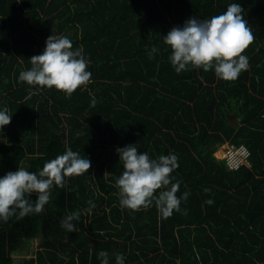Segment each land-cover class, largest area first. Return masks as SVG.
<instances>
[{"label":"trees","instance_id":"16d2710c","mask_svg":"<svg viewBox=\"0 0 264 264\" xmlns=\"http://www.w3.org/2000/svg\"><path fill=\"white\" fill-rule=\"evenodd\" d=\"M233 2L254 36L242 53L247 70L234 80L191 66L177 73L164 35ZM54 33L91 59L89 82L71 94L18 79ZM0 86V108L12 115L0 129V175L36 171L67 147L92 162L53 186L41 213L0 221V264H100L102 250L111 264L117 253L126 264H264V0H0ZM227 141L248 147L250 165L215 155ZM129 143L153 158L178 156L177 196L190 191L181 211L120 206L116 148ZM90 200L77 231L60 226Z\"/></svg>","mask_w":264,"mask_h":264},{"label":"clouds","instance_id":"9594fccd","mask_svg":"<svg viewBox=\"0 0 264 264\" xmlns=\"http://www.w3.org/2000/svg\"><path fill=\"white\" fill-rule=\"evenodd\" d=\"M243 9L241 3L233 2L219 15L211 18L192 16L183 25L172 27L164 35V42L170 46L169 60L174 70L181 73L189 66L204 71L214 69L216 76L224 80H234L247 70L249 59L242 53L254 36L243 16ZM157 51L153 46L149 55ZM30 63V68L20 72V82L39 88L55 87L68 94L86 85L92 75L88 70L91 59L83 47L73 48L68 36L57 33L47 37L43 52L33 55ZM11 120L8 109L0 108V129ZM139 149L137 143L116 148L124 169L115 182L119 189L120 206L139 210L155 203L164 217L181 211V199L187 200L190 191H185L182 197L177 196L180 183H173L171 173L179 167L178 156L170 152L153 158L147 151ZM91 167L88 156L67 147L62 154L45 161L43 167L36 171L18 166L0 175V221L6 222L11 217L19 220L41 213L50 201L53 186L64 188L66 177L82 175ZM157 190L160 191L157 193ZM205 192H210V189L205 188ZM213 202L211 199L206 201L208 204ZM95 207L93 201H88L85 209L67 213L60 220V226L68 232L77 231L82 214L90 215ZM98 258L100 264H111L106 250L100 251ZM115 264H126L123 253L115 254Z\"/></svg>","mask_w":264,"mask_h":264},{"label":"built area","instance_id":"2783aa9c","mask_svg":"<svg viewBox=\"0 0 264 264\" xmlns=\"http://www.w3.org/2000/svg\"><path fill=\"white\" fill-rule=\"evenodd\" d=\"M225 153L226 156L221 157L223 159H226L227 164L231 168H238L242 164L250 165V150L248 147L244 144H235L233 142L227 141L225 144Z\"/></svg>","mask_w":264,"mask_h":264},{"label":"rangeland","instance_id":"374dc122","mask_svg":"<svg viewBox=\"0 0 264 264\" xmlns=\"http://www.w3.org/2000/svg\"><path fill=\"white\" fill-rule=\"evenodd\" d=\"M225 151H226L225 146H219V147L217 148V151L215 152V155H216L217 157H219V158L224 157V156H226ZM39 242H40V239H39V238L35 240V244H37V245H36V247L33 249V252H32V253H35V252H36V250H37V248H38L37 246H38ZM23 258H24V256H23L22 254H19V255H16V256H15V260H16V261H20V260H22Z\"/></svg>","mask_w":264,"mask_h":264},{"label":"water","instance_id":"95a60500","mask_svg":"<svg viewBox=\"0 0 264 264\" xmlns=\"http://www.w3.org/2000/svg\"><path fill=\"white\" fill-rule=\"evenodd\" d=\"M239 121H240V118H239V117H238V118H235V116H233V115H231V116L229 117V122H230L232 125H234V126H237L238 123H239Z\"/></svg>","mask_w":264,"mask_h":264},{"label":"crops","instance_id":"0c3cea01","mask_svg":"<svg viewBox=\"0 0 264 264\" xmlns=\"http://www.w3.org/2000/svg\"><path fill=\"white\" fill-rule=\"evenodd\" d=\"M4 88V86H0V91ZM1 93V92H0ZM2 98V97H1Z\"/></svg>","mask_w":264,"mask_h":264}]
</instances>
